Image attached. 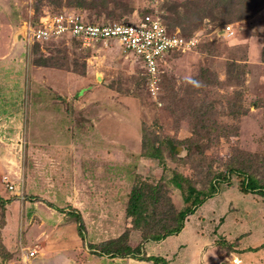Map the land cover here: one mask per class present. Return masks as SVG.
<instances>
[{
  "label": "rangeland",
  "instance_id": "obj_1",
  "mask_svg": "<svg viewBox=\"0 0 264 264\" xmlns=\"http://www.w3.org/2000/svg\"><path fill=\"white\" fill-rule=\"evenodd\" d=\"M113 1L109 11H100L76 8L69 0H0V55L5 58L0 61V115L20 113L13 119L6 116L0 125V195L9 200L1 238L10 204L16 203V213L23 216L16 222L17 244L12 252L1 254V264H19L20 246L39 252V242L49 249L68 247L65 252L71 256L69 249L82 242L99 256L103 247H117L102 243L121 238L138 251L126 256L131 260L124 264H155L138 259L143 255L169 264H196L201 245L209 248L215 237L239 236L242 250L264 241V196L240 191L233 171L238 164L229 168L237 156L264 180V4L255 6L264 0H252L250 4H256L251 7H226L222 0ZM61 10H73L91 23L154 14L174 32L195 37L197 44L165 58L154 97L144 82L139 57L118 43L85 48L69 35L27 40L24 30L29 23ZM226 25H231L232 35L220 33ZM232 69L242 75L244 71L243 79L232 80ZM29 79L38 84L36 89L28 90ZM46 87L53 91L46 92ZM29 98L30 119L21 107ZM51 101L60 105L52 110V119L46 115ZM142 130L152 140H164V161L138 160ZM171 169L199 188H205L213 175L225 176L230 184H222L216 195L197 206L179 232L144 241L126 217L128 193L136 174L155 183ZM83 189L89 202L84 207L78 204ZM169 195L183 207L178 190ZM160 206L157 212L164 214L165 205ZM259 253L242 254L248 260ZM228 256L219 252L207 264H245ZM89 258L86 264H108Z\"/></svg>",
  "mask_w": 264,
  "mask_h": 264
},
{
  "label": "trees",
  "instance_id": "obj_2",
  "mask_svg": "<svg viewBox=\"0 0 264 264\" xmlns=\"http://www.w3.org/2000/svg\"><path fill=\"white\" fill-rule=\"evenodd\" d=\"M226 7L237 6V7H251V5H255L256 3H252V0H237L235 2L222 0ZM70 5L76 8H88V9H102L100 11H109L108 10V3L115 2L113 0H92L87 2V0H69L68 2ZM263 3H258L255 6L260 7ZM65 10L57 11L56 13L63 12ZM39 17L35 20V23L39 21ZM122 20H126L123 18ZM128 20V19H127ZM161 20V23L164 27L170 32L174 33L172 29L168 27V25ZM86 22H89L85 20ZM101 23V22H99ZM180 34V33H179ZM183 37L189 38L191 36H186L180 34ZM71 40L77 42L79 45V40L77 38L70 37ZM59 40V39H58ZM178 54L177 52H171L169 56ZM168 56V57H169ZM237 64H233L232 68L236 71ZM143 75H144V82L147 84L148 82V75L143 67ZM230 78L233 80H240L243 79L242 71H238L233 73ZM161 72L159 74L161 80ZM229 77V74L227 73ZM159 80V83H160ZM238 132L236 129L235 133ZM236 135V134H235ZM229 134H221V137H228ZM163 145L165 142L163 139H156L152 140L149 135L145 131L142 130L141 133V141H140V156L149 158V159H156L159 161H164V149ZM238 164L233 171L236 173L237 178H239L238 189L244 193H258L264 196V180L258 178L250 171V165L238 160L237 156L235 157L234 161H229V168ZM170 175L162 174L155 183L149 181L148 179L144 178L141 174H136L134 177V182L132 188L128 193V199L125 207V214L127 218L131 219V224L134 229L140 231L141 238L144 241H158L164 239L165 237L175 234L180 231V229L184 225V221L186 217L193 213L197 206H199L204 200L209 197L216 195L219 191L220 186L222 184L229 185L230 182L225 176H211L208 178L206 182L205 188H199L195 182H193L188 176L177 169H171ZM175 189L180 192L183 207H177L174 202L171 200L169 195V191ZM9 200L3 198L0 195V257H2V253H8L6 248L2 243L1 238V230L5 225L4 213ZM160 205H165V213L162 214L157 212V208L161 207ZM167 207V208H166ZM159 215V218L156 215ZM161 214V215H160ZM76 221H78V232L79 235L83 236V225L81 223V215H75ZM240 237H235L232 240H228L225 236H218L213 238L212 246L215 247L217 251V256L219 252H222L227 255H231L232 253L238 254L242 253L243 251H257L259 249H264V243L256 248H247L244 250H239L237 248L238 239ZM122 239L118 238L110 240L108 242L102 243L103 246L107 244H117V247L114 250H111L107 247H103L101 252L102 254H111L112 257H134L135 253H138L136 248H131L128 244L121 242ZM119 243L122 246H119ZM94 248V246L90 247ZM4 251V252H3ZM101 255V254H100ZM141 260L147 261H154L155 264H169L163 259L159 257L147 256L143 255L138 257ZM264 259V258H262ZM261 259V260H262ZM261 260L256 263L260 264Z\"/></svg>",
  "mask_w": 264,
  "mask_h": 264
},
{
  "label": "built area",
  "instance_id": "obj_3",
  "mask_svg": "<svg viewBox=\"0 0 264 264\" xmlns=\"http://www.w3.org/2000/svg\"><path fill=\"white\" fill-rule=\"evenodd\" d=\"M223 30L226 35L233 33L231 25H226ZM24 35L27 40L36 42L61 39L64 35H69L77 38L85 48L94 44L108 46L111 42L118 43L139 57L148 75L147 88L154 97L159 88L160 68L165 58L171 52L190 51L197 44L195 37L186 38L176 32L170 33L157 15L149 13L128 20L91 23L73 10L46 12L37 23H29L25 27ZM7 186L13 189L12 184ZM20 247L18 263L28 264L37 254V248Z\"/></svg>",
  "mask_w": 264,
  "mask_h": 264
},
{
  "label": "crops",
  "instance_id": "obj_4",
  "mask_svg": "<svg viewBox=\"0 0 264 264\" xmlns=\"http://www.w3.org/2000/svg\"><path fill=\"white\" fill-rule=\"evenodd\" d=\"M223 29H222V31H220V33L224 32ZM224 34H225V32H224ZM97 45L101 46L100 44H97ZM0 61H5L4 55H0ZM82 77L85 78V76H82ZM28 78H29V76H28ZM87 78L89 79V76L88 75H87ZM42 84L43 83L39 84V85H41L39 87H41V88H43V90H45V88H44L45 86H44V84L43 85ZM28 87H29L28 90H31L32 87L34 89H36L38 87V84H31L30 79H29V86ZM47 91L48 92H51L53 90H50L49 87H46V92ZM27 103L28 104L26 106L24 104H21V107L25 110V114L26 115H29V119H30V116H32V114H31V105H32L33 102L29 98ZM57 103L58 102H56V101H51V102H47V104H46L47 105L46 106L47 107L46 108V110H47L46 111V115H50L51 116V119L55 116V114H54V112L52 110L55 109V107H60V105H58ZM75 113H77V111ZM19 114L20 113L18 111L16 113L14 112L11 115L10 114L9 115H0V125L2 124V122L5 121V117L6 116L8 118H10V119H13L15 116L16 117L19 116ZM64 114L67 116L68 115V112L65 111ZM71 119H73V116H71ZM75 121H76V119L74 120V123H75ZM138 152H140V150ZM144 158L145 157L139 156L138 160L143 161ZM147 159H149V158H147ZM136 167H137L136 170H138L139 169V165H136ZM114 195H115V193H114ZM109 196H107V197H109ZM102 197L105 198L106 195L105 196L103 195ZM86 198L88 199V197H87V195H85V192H84V189H83V194H82V196H81L80 199H79V195H78V204H82V207L86 206V204L89 203L86 200ZM34 203H37V202H34ZM16 205H17L16 203L10 204V210H8V226L2 232V243H3L4 247L8 251H10V252H12V249H13L14 245L17 244V239L15 240V238H14L15 237L14 235H15L16 222L19 221V220H21V221L23 220V216H21L20 214H17L16 213ZM79 211L81 213V210H79ZM81 214L83 216V213H81ZM63 216H65V214H63ZM13 221H15L14 222V226L15 227L12 224L11 225L9 224L10 222H13ZM107 235L110 236L111 235L110 232L107 233ZM95 236H96L95 231H91V237H95ZM222 236H225L228 240H232L233 238L238 237V236L228 237L226 235H222ZM91 243H94V240ZM212 243H213V239H212V242L209 243L210 244V247L207 248V249L205 248V244H207V243L203 244V246L201 245V248H200L199 254H198V261H197L196 264H207V263H211L212 262L211 261L212 256H213V259L212 260H215L217 258V251H216L215 247L212 246ZM262 243H264V241ZM20 244H22V241H20ZM238 244H239V241H238ZM39 246H40L39 247V252H37V254L35 255V257H37V258L31 259L30 262H29V264H86V263H88V260L91 259L89 257H93V258H95V260L96 259H100V260L104 259L103 261H107L108 264H117V263L124 264V263L130 262V260H131V258H128L127 259L126 257H123V258H120V259L117 258V257H112L111 254H103V255H99V256L98 255H94L93 253L89 252L90 249H88V247H85L82 244V242H81V244L79 243L78 246L76 245V246H73L71 249H69L70 251H72V254H73L72 256L71 255H68L66 253L68 247H65V246H62V247H56V246L53 247V246H51V248L49 249L47 247V245H46L45 242H39ZM84 247L86 249H84ZM237 248L239 250H242L241 248L238 247V245H237ZM257 251H260L261 253H259L258 255H254V257L252 259H249L248 258V260L242 254L244 251L242 253H238V254L232 253L228 257L229 258H231V256L232 257H235V258L239 259L241 262H243L245 264H251V263L255 264V263H258L262 258H264V249H259ZM18 256H19V254H18ZM205 256L208 257V260H206L207 262L204 259ZM17 262H18V258H17ZM220 262H224V261H220ZM220 262H218V263H220ZM0 264H1V261H0Z\"/></svg>",
  "mask_w": 264,
  "mask_h": 264
},
{
  "label": "water",
  "instance_id": "obj_5",
  "mask_svg": "<svg viewBox=\"0 0 264 264\" xmlns=\"http://www.w3.org/2000/svg\"><path fill=\"white\" fill-rule=\"evenodd\" d=\"M218 264H227L226 262H220V263H218Z\"/></svg>",
  "mask_w": 264,
  "mask_h": 264
}]
</instances>
